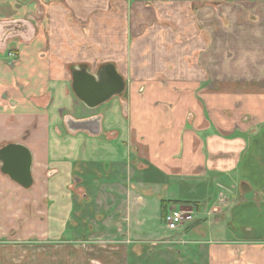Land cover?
Returning <instances> with one entry per match:
<instances>
[{
	"label": "crops",
	"instance_id": "obj_1",
	"mask_svg": "<svg viewBox=\"0 0 264 264\" xmlns=\"http://www.w3.org/2000/svg\"><path fill=\"white\" fill-rule=\"evenodd\" d=\"M107 63L123 98L89 109L71 69ZM11 143L29 150L33 184L0 173L1 198L31 205L37 235L49 203L68 216L71 191H50L75 174L82 205L107 204L90 234L137 236L144 256L148 243L175 248L127 264H264V0H0V146ZM160 201L193 212L185 235L159 232Z\"/></svg>",
	"mask_w": 264,
	"mask_h": 264
},
{
	"label": "rangeland",
	"instance_id": "obj_2",
	"mask_svg": "<svg viewBox=\"0 0 264 264\" xmlns=\"http://www.w3.org/2000/svg\"><path fill=\"white\" fill-rule=\"evenodd\" d=\"M105 45L107 43L100 42L101 49L104 50ZM101 53L104 54L103 51ZM115 97L98 106L95 110H102ZM118 98H123V93ZM100 173L101 177L108 174L106 171L102 173V170ZM75 176V174L71 176L69 185L66 186L61 178L50 191L52 196L60 195L67 190L71 191L72 202L67 217L63 202L49 203L51 219L48 234L37 235L34 233L39 226L38 224L34 225V223H40L42 220L31 218L32 208L30 204L6 202L4 201L6 197L1 198V196L10 192H6L5 189L0 192V264H127L128 259L133 261L142 259L150 263V260L152 261L162 254L168 257L173 256L175 248L172 251L165 248L163 252L158 250L161 247L160 245L157 247L156 242L148 243L147 254L144 256L145 250H141L143 245L140 244V239L137 236L129 237L124 233L116 234L114 237L111 235V242H108L109 237L104 234V237L98 234H90V227L94 228L93 231H97L96 223H101L102 220L99 221L96 217H99L100 214L105 215L102 209L107 204L90 201L82 205L79 202L81 199L80 188L77 186L79 180L77 181ZM93 188V195L103 191L100 185ZM86 189L88 192L92 190L90 187ZM153 197L155 195L150 198ZM121 207L122 204H115L116 210H120ZM173 207L169 206L167 210H173ZM82 210L86 212L89 218L82 217ZM158 225L160 226L159 232L166 231L163 220ZM189 227L190 225L181 226L178 231L185 235ZM97 237H103L104 240H99ZM169 238L172 240L175 236ZM187 238L190 236L187 235L185 239ZM169 245L173 247V243Z\"/></svg>",
	"mask_w": 264,
	"mask_h": 264
},
{
	"label": "water",
	"instance_id": "obj_3",
	"mask_svg": "<svg viewBox=\"0 0 264 264\" xmlns=\"http://www.w3.org/2000/svg\"><path fill=\"white\" fill-rule=\"evenodd\" d=\"M125 82L111 63L103 65L95 74L85 67L71 69V90L75 98L89 109H95L112 97L120 96ZM72 129L87 130L91 134L99 133L97 121L73 122ZM32 157L29 150L19 144L0 146V173L27 190L33 184L31 175Z\"/></svg>",
	"mask_w": 264,
	"mask_h": 264
},
{
	"label": "built area",
	"instance_id": "obj_4",
	"mask_svg": "<svg viewBox=\"0 0 264 264\" xmlns=\"http://www.w3.org/2000/svg\"><path fill=\"white\" fill-rule=\"evenodd\" d=\"M130 2L132 0H124ZM193 222V212L191 210L174 208L166 212L164 224L168 230L176 231L184 225H190Z\"/></svg>",
	"mask_w": 264,
	"mask_h": 264
},
{
	"label": "trees",
	"instance_id": "obj_5",
	"mask_svg": "<svg viewBox=\"0 0 264 264\" xmlns=\"http://www.w3.org/2000/svg\"><path fill=\"white\" fill-rule=\"evenodd\" d=\"M169 204V202L160 201L161 217L163 218V220L166 214V208Z\"/></svg>",
	"mask_w": 264,
	"mask_h": 264
}]
</instances>
